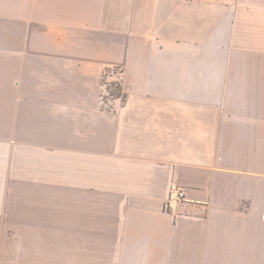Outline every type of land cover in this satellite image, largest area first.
<instances>
[{
  "label": "crops",
  "instance_id": "1",
  "mask_svg": "<svg viewBox=\"0 0 264 264\" xmlns=\"http://www.w3.org/2000/svg\"><path fill=\"white\" fill-rule=\"evenodd\" d=\"M0 189V264H264V0H0Z\"/></svg>",
  "mask_w": 264,
  "mask_h": 264
},
{
  "label": "rangeland",
  "instance_id": "2",
  "mask_svg": "<svg viewBox=\"0 0 264 264\" xmlns=\"http://www.w3.org/2000/svg\"><path fill=\"white\" fill-rule=\"evenodd\" d=\"M109 91H110V96H113V95L114 96H116V95L119 96L121 94L120 85L113 84L112 86H109ZM13 132H14V134L17 133V134H20V135H24V130H15ZM1 190L2 189H0V192H1ZM7 190L9 191V189H7ZM7 190L5 191V199H4L5 201L3 203L7 202L9 200V197H10V195L8 194V191ZM10 192H11V189H10ZM0 203H2V202L0 201ZM8 204L9 203H7V206H8ZM1 238H3L2 239V242H1L2 248L5 247L6 249H9V250H11L12 253H14L13 252V248H12L11 240H8L9 239L8 236H6V234H4V236H1ZM20 243H22L20 249L22 250V254L21 255L23 257L19 258V261L21 263H18L17 262V263H14V264H24V241H22Z\"/></svg>",
  "mask_w": 264,
  "mask_h": 264
},
{
  "label": "built area",
  "instance_id": "3",
  "mask_svg": "<svg viewBox=\"0 0 264 264\" xmlns=\"http://www.w3.org/2000/svg\"><path fill=\"white\" fill-rule=\"evenodd\" d=\"M184 201H186L185 189L177 183H173L170 187L169 197L165 205L166 210L169 211L173 208L175 204Z\"/></svg>",
  "mask_w": 264,
  "mask_h": 264
}]
</instances>
